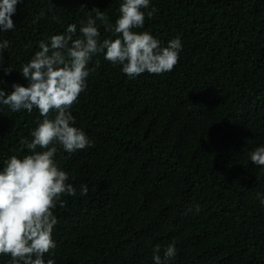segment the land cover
I'll list each match as a JSON object with an SVG mask.
<instances>
[{"label": "trees", "instance_id": "1", "mask_svg": "<svg viewBox=\"0 0 264 264\" xmlns=\"http://www.w3.org/2000/svg\"><path fill=\"white\" fill-rule=\"evenodd\" d=\"M121 3H18L16 28L0 33L10 44L0 89L27 86L22 66L41 40L50 43L70 24L79 36L93 8L115 25ZM152 7L135 31L164 46L179 37V61L171 72L129 79L103 54L93 57L95 71L71 109L92 146L69 155L57 145L55 162L77 194L53 210L56 248L45 264H154L153 249L163 257L169 244L176 248L169 264H264V166L249 155L264 146V0H150L142 11ZM97 26L101 40L116 38ZM38 119L35 108L13 113L0 104V170L12 155L31 154L20 141L32 139ZM0 264H11L10 255Z\"/></svg>", "mask_w": 264, "mask_h": 264}, {"label": "clouds", "instance_id": "2", "mask_svg": "<svg viewBox=\"0 0 264 264\" xmlns=\"http://www.w3.org/2000/svg\"><path fill=\"white\" fill-rule=\"evenodd\" d=\"M22 2L0 0V33L16 28L12 16ZM149 8L150 0H123L115 25L103 11L93 8L88 11L86 22L81 23L79 36L76 24H70L63 34L49 37L50 43L39 42L40 50L22 66L21 74L28 81L27 86L14 83L10 93L0 89V104L8 106L13 113L25 110L32 113L35 108L42 118L35 121L37 126L30 133L32 139L25 137L20 141L31 154L22 159L12 155L0 170V255H10L11 264H45V254L52 255L56 248L52 234L58 219L53 210L57 204L66 207L62 196L77 193L67 183L69 173L59 168L55 155L57 145L69 155L92 146L85 132L73 126L75 117L71 109L86 90L91 72L95 71L88 67L93 57L103 54L113 65L122 66V72L129 79L145 72L168 73L177 65L183 50L179 37L164 46L148 31H135L144 27L146 15L151 19L157 11L154 7L147 13L142 11ZM40 15L43 17L44 13ZM97 21L105 32L116 38L101 40ZM9 46L8 40L0 42V68L4 50ZM12 71L10 65L4 69L5 74ZM249 155L253 164L264 166V146ZM87 193L88 186L81 185L80 194ZM258 199L264 206V194H258ZM195 211H200L199 205ZM160 251L159 245L153 249L154 264H169L176 256L174 244L167 246L163 257ZM46 264H55V261L48 259Z\"/></svg>", "mask_w": 264, "mask_h": 264}]
</instances>
